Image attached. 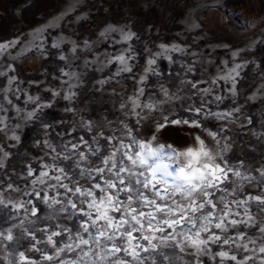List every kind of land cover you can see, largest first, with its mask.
Returning a JSON list of instances; mask_svg holds the SVG:
<instances>
[{
  "label": "rangeland",
  "instance_id": "rangeland-1",
  "mask_svg": "<svg viewBox=\"0 0 264 264\" xmlns=\"http://www.w3.org/2000/svg\"><path fill=\"white\" fill-rule=\"evenodd\" d=\"M127 33L134 35L125 40ZM0 44L11 45L0 50V187L6 189L12 183L24 190L32 179L26 175L28 166L38 175L41 166L51 162L54 154L48 144L59 146L83 137L89 142L98 139L103 151L106 141L100 133L104 137L122 135L125 124L140 141L153 147L164 144L166 153L172 151L169 144L176 151L198 147L196 136L207 148L219 150L208 135L216 132L226 138L221 143L231 145L225 159L233 164L242 160L249 169H264V0H0ZM173 45L181 50L172 51ZM119 55L125 56L131 72L119 71L122 65L114 59ZM151 59L156 63L149 65ZM236 65H241L236 69L238 76L231 72ZM230 72L235 77L234 93L232 79H221ZM70 93L75 95L65 99ZM202 99L209 101L205 113L230 115L217 119L187 110L189 105L199 106ZM134 100L140 107L133 113ZM148 104L153 107H144ZM29 112H35L31 119ZM165 117L169 121L196 119L201 126L166 124ZM161 124L165 127L159 128ZM124 142L130 140L125 137ZM153 163L149 158L148 165ZM169 171L172 177L158 174V178L171 184L178 173L174 166ZM251 174L257 180L252 185L245 182L229 199L261 194L264 184L259 174ZM3 195L18 198L19 194L5 190ZM34 203L44 224L59 222L75 230L83 219L57 213L48 221L59 206ZM256 204L249 200L247 205L256 226L238 225L228 232L234 235L239 229L254 237L257 243L249 244V249L261 245L257 226H264V214ZM237 211L241 215L231 218L247 220L242 208ZM9 213V208L0 207V227H9ZM21 245L19 250L24 251L28 241L22 240ZM209 247L198 258L192 254L195 249L188 248L187 254L177 249L174 258L180 264H236L216 255L229 251L230 245ZM46 251L53 254L55 248L47 245ZM165 253L172 255L165 248L155 258L156 264L161 259L168 264ZM232 254L238 260L251 256L247 264H264V253L258 251L233 249ZM26 255L39 264H57L42 260L39 252ZM61 258L71 259L72 254ZM0 264L7 261L0 259Z\"/></svg>",
  "mask_w": 264,
  "mask_h": 264
},
{
  "label": "snow or ice",
  "instance_id": "snow-or-ice-1",
  "mask_svg": "<svg viewBox=\"0 0 264 264\" xmlns=\"http://www.w3.org/2000/svg\"><path fill=\"white\" fill-rule=\"evenodd\" d=\"M133 35L127 33L124 39L129 40ZM10 46L0 44V50ZM160 47L166 48L165 45ZM180 50L172 46V51ZM114 59L122 65L119 71H132L124 55ZM155 63V59L148 61L149 65ZM240 67L236 65L231 72L238 76L236 69ZM231 72L221 79H232L234 93L235 77ZM144 80L145 77H140L142 83ZM191 87L196 88V84L192 83ZM161 90L167 96L163 86ZM139 92L143 95L144 90L140 89ZM204 93L210 94V90L205 89ZM74 95L70 93L64 98L71 99ZM220 99L216 97L217 101ZM208 103V100L202 99L199 106L189 105L187 110L196 116L215 115L217 119H227L230 115L212 113L210 110L205 113ZM136 107L140 105L134 100L133 113ZM144 107L152 108L153 105ZM34 116L35 112L28 113L29 119ZM165 122L201 126L196 119L169 121L165 117ZM123 129L122 135L113 133L104 137L100 133L106 141L103 151L98 139L89 142L83 137L76 142H62L59 146L48 144L54 154L51 162L43 164L38 175L36 169L28 166L26 175L32 179L24 190L12 183H8L6 189L0 187V207L10 209L7 217L9 227H0V259L6 260L7 264H39L26 255V252H39L42 260H55L57 264H156L155 258L167 248L172 254L165 253L168 264H180L174 258L177 249L186 254L188 248L195 249L192 254L198 258L210 251V244L230 245L229 251L239 249L264 253V226H257L262 234L258 249H249V244L255 246L257 241L239 229L236 234L228 235L229 229L238 225L256 226L247 206L249 200L257 202V211L264 214V188L257 196L229 199L233 193L240 192L245 182L252 185L257 180V176L251 174L253 171L259 174L264 184V169H249L242 160L233 164L225 159L224 154L231 145L221 143L226 138L216 132L210 131L208 135L216 141L219 150L207 148L205 141L196 136L198 147L176 151L169 144L167 148L172 151L166 153L164 144L153 147L149 142L133 136V129L127 124L123 125ZM125 137L130 143L124 142ZM13 139L18 141L20 137L13 135ZM177 156L184 157V162L176 160ZM165 157L168 162H165ZM149 158L154 160L151 166L148 165ZM173 166L178 173L173 183L158 178V174L172 177L173 172L169 168ZM5 190L18 193V198L5 197ZM25 196L29 199H24ZM34 200L49 208L59 206L54 208L53 216H49L48 221H52L57 213L81 216L83 219L75 230L59 222L44 224ZM241 208L247 220L231 218L240 216L241 212L237 209ZM41 224L44 226L40 227ZM215 230H220V233L217 234ZM37 233H40L39 237ZM55 237L63 238L57 240ZM22 240L28 241L24 251L19 250ZM245 240L246 243H241ZM154 241H159V244ZM47 245L55 248L53 254L47 253ZM229 251H220L216 255L231 259L236 264H247L252 259L246 256L238 260L237 255L230 256ZM67 253H71L72 258L62 259L61 255ZM160 264H164V259L160 260Z\"/></svg>",
  "mask_w": 264,
  "mask_h": 264
}]
</instances>
